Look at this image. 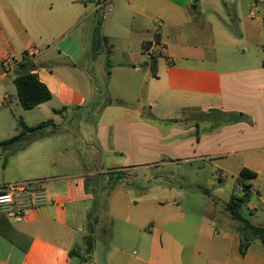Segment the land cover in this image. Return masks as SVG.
I'll return each instance as SVG.
<instances>
[{
  "label": "crops",
  "instance_id": "0c3cea01",
  "mask_svg": "<svg viewBox=\"0 0 264 264\" xmlns=\"http://www.w3.org/2000/svg\"><path fill=\"white\" fill-rule=\"evenodd\" d=\"M232 4L236 14L237 2L233 0L0 2V87L11 75L4 72L3 59L12 56L22 60L28 51H34L35 58L29 61L34 65L33 72L52 92L49 101L35 107L46 108V113L52 114L45 120L51 124L9 150L20 153L22 165L23 160L34 162L36 173L22 175L17 170L10 181L0 182V189L15 182L41 180L44 201L23 221L10 218L0 207V214L12 226L4 224V228L18 241L0 232V264H73L71 251L87 236V216L104 184L102 180L108 176L116 181L122 178L115 187L124 186L123 178L132 166L151 165V148L156 149L151 145V128H155L151 127V116L163 126L180 122L183 131L189 127L199 133L202 127L206 134L197 136L192 145L200 153L206 138H218L226 129L227 142L215 145L213 153L201 154L199 159L210 161L222 179L225 173L232 174L239 196L245 193L243 184L248 185L249 201L243 206V215L247 217L243 211L247 208L252 218L259 216L264 210V35L246 33L238 23L232 24L234 32L225 30L223 25L229 23ZM106 7L109 17L101 28L99 16ZM151 23L155 25L154 39ZM154 50L157 59L153 68ZM97 77L101 87L96 84ZM114 78L122 79L123 92L113 91ZM13 89L19 100L16 85ZM13 97L6 88L0 102L8 103ZM93 109L104 117L97 130L98 143L91 145L97 152L79 148L76 153L70 143L64 148L45 149L52 143L44 139L49 134L45 132H56L69 116L79 119L80 112ZM23 110L18 122L20 118L29 126L45 122L31 120L27 116L30 109ZM188 113L206 120L200 117L189 122ZM221 123L225 125L222 130L215 128ZM124 132L131 137L133 146L125 144ZM18 133L19 125L13 136ZM162 149L158 147L152 162L158 170L179 167L187 159H165L162 155L167 154ZM225 152L238 159L222 161L225 159L219 157ZM89 153L92 156H87ZM59 158L83 169L61 172ZM107 158L112 166H107ZM131 158L135 163L128 164ZM243 168L257 175L242 183L239 175ZM201 170L199 165L196 177ZM136 176L134 181L151 182L149 173ZM187 186L166 183L161 193L167 195V200L155 199L153 208L156 213L161 206H170L164 218L157 219L159 214H154L153 222L139 225L128 236L134 244L132 248L110 246L101 253L99 264H264L263 243L255 240L242 253L235 221L221 209L236 194L222 203L211 196L208 188L203 189L220 207L217 215L222 216L223 228L219 229L209 220L183 216L185 208L181 203L188 201ZM137 195L141 196L130 206L134 203L137 210H151V183ZM211 218L215 220L216 213ZM130 222L131 218L127 220ZM140 240H145L146 247L140 246Z\"/></svg>",
  "mask_w": 264,
  "mask_h": 264
},
{
  "label": "rangeland",
  "instance_id": "374dc122",
  "mask_svg": "<svg viewBox=\"0 0 264 264\" xmlns=\"http://www.w3.org/2000/svg\"><path fill=\"white\" fill-rule=\"evenodd\" d=\"M4 0H0L3 2ZM237 2V16L235 14L234 6L232 4V10H230V17H228V24H224L225 30L235 31V28L232 24H237L240 28L249 34L260 33L264 35V0H233ZM253 12V14H252ZM228 16V15H227ZM107 17H109V10L106 7L103 10L101 16H99V23L101 24V28L105 21H107ZM98 24V23H97ZM231 29V30H230ZM101 32V31H100ZM155 34V25L151 23V39H154ZM122 45V44H121ZM247 44H245L246 48ZM39 48V47H38ZM156 50L153 51V54L156 53ZM152 54V52H151ZM152 54V55H153ZM156 55V54H155ZM109 70L111 68H108ZM16 73V72H15ZM15 73L11 74L3 86L0 87V94L2 90L8 89L13 93L14 97L12 101L10 100L8 103L2 104L0 102V139L10 138L15 134L16 127L18 126V118L21 116V111H24L23 106L19 102V100L15 97L16 90L13 89L15 87L13 78ZM98 78V77H97ZM113 83V91L114 92H123L122 79L114 78ZM98 86H102L101 79L98 78L96 82ZM131 86L129 85V88ZM125 89V88H124ZM148 109H150L148 107ZM27 112V116L31 118V120H39L45 121L48 120V116H52L51 113H46V108H35L30 109ZM91 111V112H90ZM89 113L80 112L79 119L73 116H69L65 123L58 127V131L49 133L44 136L45 140L51 141V144H46V150H52L56 148H64L65 145L69 144L73 145L72 151L77 152V150H84L87 152H97L95 150V146H91L92 144L98 143L97 138V130L100 122L104 119L103 116L95 113L94 109L90 110ZM202 116H197L194 113H188L186 116L187 121L194 122L196 119H199ZM206 120V117H202ZM226 121L227 119L224 118ZM224 121V122H225ZM151 145H156V149L151 148V165H138L132 166L126 174V177L123 178L124 186L115 187V182L119 180H113V177L110 178L108 176L106 179L102 178L101 187H99V191H97V195L95 196L92 214L94 215L96 212L97 223H96V244L95 249L88 253L86 251V236L83 237L82 241H79L77 244V249L79 252L73 255V264H99L101 253L103 254L106 251V248H109L113 245L123 246L125 248H132L134 244L128 239V236L135 232L139 225L150 224L153 222L154 214L158 217L157 219H163L164 216L168 213L170 206H161L159 212L156 213L153 211L155 205V199L161 198L165 200L167 195L161 193L164 185L168 182H173L175 185H188V190L186 192V198L188 201H183L181 205L185 208L183 216L185 218H190L191 220H195V218L209 220V222L214 224V228H223V224L221 222L222 216L218 213L219 206H216L215 203L211 200V197L203 190L204 188H208L212 197H216L221 199L220 201L224 203L231 198L232 195L236 194L235 192V178L232 177V174L225 173L224 179L219 177L218 168L212 167L210 161L205 162L203 159H199L201 154H211V148L216 147L215 145L227 142V130H222L225 126L224 123L219 124L220 128L216 129L220 131V136L218 138H206L204 140V151H195V145L197 136H203L206 134V131L201 127L199 129V133H197L196 129L187 128V131H183V126L180 122H174L170 125H160L151 116ZM182 126V128H181ZM180 130V131H179ZM213 129L209 130L211 132ZM38 133V132H37ZM108 134V133H107ZM106 134V136H107ZM34 135V134H33ZM125 144H129L133 146L131 142V137L128 133L124 132ZM165 139V140H164ZM21 142V144H23ZM162 147L164 149L163 152L167 155H162L163 158H168V156L172 157H181L187 158L186 161L182 162L181 166L174 167H166V169L158 170V168L152 164L154 162L155 156L158 152V147ZM15 146H12V148ZM90 149V150H88ZM10 150V149H9ZM7 150L0 149V182L3 180L10 181V177H14L18 172L22 175H29L31 173H36L34 162L24 161L22 165L19 162V154L17 152H11ZM90 153L89 156L90 157ZM92 156V155H91ZM244 156H242L243 158ZM224 162H232L238 159V156H233L229 153H224V155L220 156L219 159ZM91 160V159H90ZM110 158H107L108 164L110 165ZM128 164L135 163V159L131 158ZM223 163V162H222ZM199 165H202V170L199 172L200 176H195L196 169ZM20 166V170L17 168ZM151 166L150 170H146L147 167ZM81 166L75 165L72 167L71 164H66L65 162H61V158H59L58 169L59 171H67L73 168V171L82 170ZM17 168V169H16ZM144 173L151 174V204L148 207L151 210L143 211L141 208L137 210L136 205L132 203V207L130 206V202H134L139 199V195L141 193V188L148 186V182H137L134 181L133 178H137L136 175L141 176ZM132 174V175H131ZM158 174H168L169 177L164 178L157 176ZM172 175V176H171ZM113 176L116 177L115 174ZM37 180V179H31ZM94 182V181H93ZM258 184H261L259 182ZM199 186H202L201 188ZM153 187H155L153 189ZM150 188V187H148ZM262 193L264 194V187L262 186ZM167 200V199H166ZM226 204H223L221 209L225 211V214L228 218H233L228 211ZM219 207V208H218ZM244 213L248 218H252L247 208H244ZM216 213V219L213 220L211 218L212 215ZM215 217V216H213ZM131 218V222L127 223V220ZM234 219V218H233ZM251 220L257 223L264 224V210L259 213L258 217H254ZM235 226L237 227L239 222L234 219ZM151 226V225H150ZM89 231L87 229V235ZM142 241L140 240V243ZM145 242V240H144ZM142 242L140 246L146 247V245ZM86 251V252H85Z\"/></svg>",
  "mask_w": 264,
  "mask_h": 264
},
{
  "label": "trees",
  "instance_id": "16d2710c",
  "mask_svg": "<svg viewBox=\"0 0 264 264\" xmlns=\"http://www.w3.org/2000/svg\"><path fill=\"white\" fill-rule=\"evenodd\" d=\"M99 33L100 27H97V34ZM156 59L157 55L153 54L151 56L153 68L156 65ZM33 68L34 65L31 62H22L20 67L17 69L14 78L19 101L26 109L35 108L36 106H39L40 104L45 103L52 98V92L47 87V85L39 79L38 75L33 72ZM49 124H51V121H45L39 123L36 126H29L23 118H20L18 122L19 133L8 139L0 140V149H11L12 146H15L17 143L27 140L29 138V134H35L39 129H42ZM256 175L257 173L255 171H252L248 168H243L240 172L239 179L243 183L246 178H253ZM247 187L248 185L243 184L245 193L241 196H233L225 205L231 216L239 222L237 230L241 235L240 249L242 253H245L251 242L255 240H260L264 245V225H257L252 223V221L245 217L242 212L243 206L249 201V193ZM87 220V229L89 233L86 236V251L88 253H91L95 249L96 244V212L93 215L91 210L87 216ZM4 224L12 228L11 224L8 221V218L3 213H1L0 232L3 233L11 241L18 243V241L14 239L11 234L8 233V231H6V229L4 228ZM78 252L79 251L77 249H74L73 251H71V256L75 255Z\"/></svg>",
  "mask_w": 264,
  "mask_h": 264
},
{
  "label": "built area",
  "instance_id": "2783aa9c",
  "mask_svg": "<svg viewBox=\"0 0 264 264\" xmlns=\"http://www.w3.org/2000/svg\"><path fill=\"white\" fill-rule=\"evenodd\" d=\"M35 55L36 52L28 51L22 60L6 56L2 63L4 72L6 75L15 73L22 62L32 61ZM42 183L41 180H27L3 186L0 189L2 211L15 221H23L34 208L44 201Z\"/></svg>",
  "mask_w": 264,
  "mask_h": 264
}]
</instances>
